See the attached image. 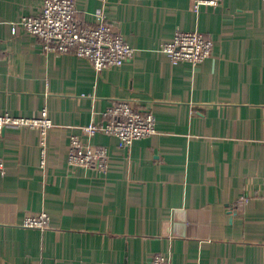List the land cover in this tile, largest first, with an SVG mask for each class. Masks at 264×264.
<instances>
[{
  "label": "crops",
  "instance_id": "crops-1",
  "mask_svg": "<svg viewBox=\"0 0 264 264\" xmlns=\"http://www.w3.org/2000/svg\"><path fill=\"white\" fill-rule=\"evenodd\" d=\"M76 1L81 24L105 15L134 56L97 72L47 52L13 32L43 0H0V114L53 121L45 145L38 128L0 126V264H264V0ZM177 29L212 38L213 54L173 64L160 48ZM117 100L159 131L130 146L89 136ZM73 134L108 148L105 172L68 165ZM42 211L44 229L24 226Z\"/></svg>",
  "mask_w": 264,
  "mask_h": 264
},
{
  "label": "built area",
  "instance_id": "built-area-1",
  "mask_svg": "<svg viewBox=\"0 0 264 264\" xmlns=\"http://www.w3.org/2000/svg\"><path fill=\"white\" fill-rule=\"evenodd\" d=\"M222 0H194L193 8L200 11L201 6H218ZM76 0H43L38 15L25 14L13 26H17L36 35L47 52L71 53L89 60L97 72L109 66H121L128 58L134 56L136 48L130 44L122 33L115 30L105 15L100 16L96 26H87L77 20ZM214 40L198 30L177 29L171 40L162 44L160 51L167 54L173 64L191 62L197 65L213 54ZM106 120L103 123H90L82 126L89 136L98 131L114 135L122 145L130 146L134 141L156 134L158 124L152 112L139 110L128 100H117L104 111ZM26 126L38 128L42 133L45 145L48 128L53 124L45 108L40 116H15L10 112L0 114V126ZM45 156V146L43 148ZM45 158L42 159V165ZM68 165L87 167L105 172L109 166V150L105 146H97L85 142L82 137L73 134L70 139ZM6 164L0 156V172L4 173ZM50 220L47 211L37 216H30L24 221L26 227L44 229ZM148 264H172L171 256L157 253Z\"/></svg>",
  "mask_w": 264,
  "mask_h": 264
}]
</instances>
